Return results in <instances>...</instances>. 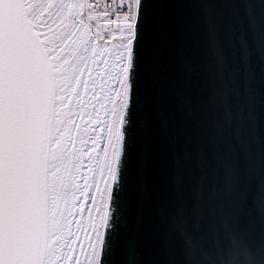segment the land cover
Wrapping results in <instances>:
<instances>
[{"label":"snow or ice","instance_id":"snow-or-ice-1","mask_svg":"<svg viewBox=\"0 0 264 264\" xmlns=\"http://www.w3.org/2000/svg\"><path fill=\"white\" fill-rule=\"evenodd\" d=\"M101 2L0 0V264H264V0Z\"/></svg>","mask_w":264,"mask_h":264},{"label":"built area","instance_id":"built-area-1","mask_svg":"<svg viewBox=\"0 0 264 264\" xmlns=\"http://www.w3.org/2000/svg\"><path fill=\"white\" fill-rule=\"evenodd\" d=\"M105 6L107 7L108 11H111V9L114 6L113 3H112V0H102L101 5H100L101 10H104ZM114 18L115 17H113V19Z\"/></svg>","mask_w":264,"mask_h":264}]
</instances>
